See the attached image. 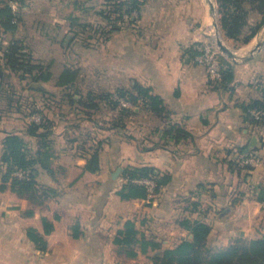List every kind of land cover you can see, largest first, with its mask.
<instances>
[{"label": "crops", "instance_id": "obj_1", "mask_svg": "<svg viewBox=\"0 0 264 264\" xmlns=\"http://www.w3.org/2000/svg\"><path fill=\"white\" fill-rule=\"evenodd\" d=\"M22 1L38 16L51 15L52 0ZM10 4L0 2V28L14 34L18 28L7 30L1 18V9ZM206 15L197 0H145L136 23L110 32L101 47L83 52L93 88L86 94L77 87L82 65L77 81L68 87L57 82L71 66L62 62L52 70L60 95L45 87L51 80L42 84L46 99L23 89L18 75L8 72L7 82L16 76L21 93L40 96L51 110L50 99L60 96L62 109L76 110V118L63 111L51 116L47 110L54 127L51 171L39 168L37 180L52 194L42 198L39 192L37 201H31L10 185L3 190L0 174V264H154L157 254L192 238L186 222L210 225L209 241L215 247L264 235V124L252 123L243 110L264 99V49L248 62L233 64L235 77L228 88L213 86L193 51L196 43L209 40L201 25ZM248 46L244 51H251ZM137 83L160 97L164 111L136 107L124 131L115 128V115L105 126L93 119L101 110L71 104V95L80 99L90 92L131 90ZM15 85L3 89L13 97L12 104L0 96V156L7 134L25 135L34 116L17 112L20 118H15ZM33 121L40 123L41 117ZM176 129L184 136L179 138ZM254 137L259 142L251 152L260 155V162L247 169L238 154H246ZM26 138L39 147L38 140ZM97 149L100 170L87 171V159ZM139 166H153L170 180L146 199L123 200L118 192L124 180L121 173L117 179L114 174ZM127 221L162 248L129 257L115 244ZM31 230L46 241L44 250L29 237Z\"/></svg>", "mask_w": 264, "mask_h": 264}, {"label": "trees", "instance_id": "obj_2", "mask_svg": "<svg viewBox=\"0 0 264 264\" xmlns=\"http://www.w3.org/2000/svg\"><path fill=\"white\" fill-rule=\"evenodd\" d=\"M145 0H112L108 1L107 11L100 12L99 15L108 22L111 32L120 29L122 23L128 22L132 25L138 21L141 8ZM220 25L229 39L239 40L242 43H249L264 26V0H217ZM249 5L262 11L263 17L260 22L255 24L249 32L245 31L248 25ZM15 14L10 5L1 9V18L7 30L15 31L18 26L14 22ZM77 18H73V26L78 23ZM222 65L223 78L218 83H212L213 86H223L228 88L235 77L234 65L224 57H220ZM18 75L23 89H27L46 99L48 92L42 86L43 83L52 80V72L49 67L33 62V58L28 53L26 47L20 40H13L8 45L0 43V96L7 98L12 104L13 97L4 95L5 83L10 79V73ZM79 69L66 67L58 79L57 86L68 87L77 81ZM9 84V83H7ZM10 86V84H9ZM7 90V89H5ZM115 95L132 103L135 108H146L154 113L161 114L164 111L162 100L153 94V91L140 84H135L133 89H118L115 92L107 93H88L85 97L76 99L70 96L71 104L81 106L94 111H99L103 107L112 110H119L115 120V128H124L125 119L136 114L135 108L128 109L121 105L115 99ZM22 98L17 94L15 89L16 113L25 115V118L39 115L41 122L30 121L25 135L18 132L8 133L3 141V150L0 156V174L2 178V189H11L20 196H26L31 201H37V195L41 197L53 193L51 189L42 187L37 180L39 168L51 171V136L53 134V124L49 114L45 110H51L50 107L43 104H32V113L23 111ZM18 103V104H16ZM36 105V106H35ZM18 106V107H17ZM26 109V108H25ZM79 109V108H78ZM264 110V99L255 100L243 108L244 113L252 123L264 124V121L255 120L251 110ZM52 111V110H51ZM81 112L82 109H80ZM177 136L180 138L184 131L176 129ZM184 136V135H183ZM28 138L38 140L39 147L35 148L34 144ZM102 146V142H100ZM100 148V147H99ZM244 154V151H241ZM256 151L248 155H252ZM237 163V162H236ZM247 169L251 167L246 166ZM86 170L97 172L100 170L99 149L94 151L90 158L87 159ZM23 172L25 177H20L17 173ZM121 178L124 180L118 194L123 200L146 199L148 198V188L137 182L142 179H153L156 182L155 192L158 193L162 186L166 185L170 177L163 175L153 166L127 167L123 170ZM185 226L191 231L192 238L183 240L173 248L165 249L154 258V264H264V235L257 239L247 240L239 238L234 240L226 247H214L210 244L209 236L212 228L207 223L186 222ZM29 237L36 243L39 249L46 248V241L35 231H29ZM115 244L120 248H125L126 253L131 258H136L140 253L147 254L150 251L162 248L160 242L148 238L140 232L133 221H127L125 227L118 231Z\"/></svg>", "mask_w": 264, "mask_h": 264}, {"label": "rangeland", "instance_id": "obj_3", "mask_svg": "<svg viewBox=\"0 0 264 264\" xmlns=\"http://www.w3.org/2000/svg\"><path fill=\"white\" fill-rule=\"evenodd\" d=\"M75 1L80 2V4H77V7H75L74 5ZM108 1H112V0H52L50 2L51 15L50 16L48 15L38 16L34 14L35 8L32 7L30 9V6H28L29 4H27L26 2L23 3L22 0L21 1L20 0L19 1L10 0L11 2L10 5L17 4L18 6L17 7L18 8L17 9V19L18 20L16 23V25L18 26V29L16 30V33L12 34V33H5L4 30L0 28V43H2L3 45H8L13 40L22 41L28 53H30V55L32 56L33 62L36 64H41L44 67H49L52 73H53L52 70H55V68L57 69L59 64L62 62H63V65L69 64L75 69H79V65L83 66V61L85 58L83 52H86L92 48H96L98 44H100V47H101L102 44H104L103 42L107 40L106 38L108 34L111 32L110 31L111 27L109 26L110 24L104 21V19L99 15L100 12L107 11ZM197 1L201 3L202 8L205 11V14L207 13L206 15L207 17H203V19L201 18L202 20L201 25H203L204 27L203 30L209 37V40H206L205 42L203 41V42L196 43L195 45H199L201 43H206V42L216 43L213 32L212 30L210 31L212 24L215 25L218 33L220 34V39L225 43V45L237 53L241 52L240 54H242V57L249 56L253 52V50L256 48L255 47L251 51H244L245 48L252 42V40L258 34H261V36H263L262 41H264V26L261 28L259 33L247 44L242 43L239 40L227 38L220 25L217 0H197ZM27 6L29 8L26 9L27 10L26 11L24 7H27ZM246 9L248 10L249 15H248V25L245 28V31L249 32L250 29L255 24L261 21L263 14L261 10H258L257 8L252 7L251 5H249ZM70 15H73V17H71ZM76 17H78L79 19L78 20L79 24H76L75 26H73V18H76ZM126 24L128 25V22L122 23L119 27L122 28ZM193 51L195 52V56L197 57L198 54L195 51L194 47H193ZM218 51H219V57H224L227 60H229L226 56L223 55V53L221 52L219 48H218ZM10 82L13 85L16 84L17 86L15 85L14 89H18L19 92L21 93V90H20L21 88L18 85L19 84L18 78L15 76L14 78L10 80ZM7 83L8 82L5 83V87L6 88L11 87L9 86V84L11 83L9 84ZM45 87L51 90L52 92H55L57 94L60 93L59 92L60 89L57 88L56 81L54 80H52L49 83H46ZM77 87H79L82 93L84 94H86L88 91L93 89L91 86V75H90L89 68H85L84 66L82 67V76L80 80L77 82ZM27 92L28 91L22 92L20 94L22 98L21 104H23V108L27 109V107H29L31 104L36 103L35 101L40 102L39 104L42 105L40 96H38L37 99H35V97L31 98L29 97V95L31 94ZM107 92H114V91H104V93H107ZM59 97L57 96L51 99L49 98L50 99L49 103H51V106H52V113L50 112V115L52 116L54 113L59 114L61 113V111H63V113H66V114L72 113V114H69L68 116L70 119L72 118L75 119L76 115L74 112L76 110H70L68 107H65V106L62 109L61 105L63 103H62L61 97L60 98ZM119 98L121 97H119L118 95H115L116 100H118ZM128 109H131V108H128ZM31 111L32 109H30V111L28 112L30 113ZM45 111L46 113H48L47 110ZM118 111L119 110L114 111L106 107V108L101 109L100 112H96L95 115L94 113L92 115H94L93 117L94 120L97 119L99 123L107 126L108 119L110 120L113 117V115H115L113 119H116L119 114ZM91 113L92 111L90 112L87 111L88 115ZM16 114H15V118L19 117L18 114L17 116ZM92 115H90L91 118H92ZM35 117H37V119L38 118L40 119L39 115H34L31 118V120L32 121L37 120L35 119ZM128 119L129 118L127 117L125 120H128ZM83 129L85 131V128ZM124 129L125 128L122 127L121 131H124ZM256 154L258 155L257 152ZM259 156L260 155H258V157ZM122 171H121V174H122ZM260 227L264 228V223L261 224ZM247 240H251V239H247ZM230 242H231L230 240L222 241V243L220 244L222 246L220 247H225L223 245L227 243L229 245Z\"/></svg>", "mask_w": 264, "mask_h": 264}, {"label": "built area", "instance_id": "obj_4", "mask_svg": "<svg viewBox=\"0 0 264 264\" xmlns=\"http://www.w3.org/2000/svg\"><path fill=\"white\" fill-rule=\"evenodd\" d=\"M11 7L13 9V12H15L14 14L16 16L14 22L17 23L18 6L17 4H12ZM216 44L217 43L206 42L194 46V49L198 54L196 60L199 64H202L206 67L209 81L211 83H218L223 78L221 60L219 57L218 46ZM118 100L121 102L122 106L131 109L134 108V105L126 101L125 99L119 98ZM251 114L255 120L259 122L264 121V110L253 109L251 110ZM238 162L244 166L255 167L259 164L260 161L256 153L252 155L240 153L238 154ZM17 175L23 178L25 177L23 172H19L17 173ZM137 182L145 185L148 188L150 195L155 193L156 182L153 179L147 178V179L137 180Z\"/></svg>", "mask_w": 264, "mask_h": 264}, {"label": "water", "instance_id": "obj_5", "mask_svg": "<svg viewBox=\"0 0 264 264\" xmlns=\"http://www.w3.org/2000/svg\"><path fill=\"white\" fill-rule=\"evenodd\" d=\"M216 43H217L218 48L223 53V55L226 56L235 65H238V64H241V63H245V62H248V61L252 60L257 53H259L260 51H262L264 49V41H261L260 43H258L256 48L253 50V52L249 56H247V57H239V56H237L236 52L231 50L229 47H227L225 45V43L221 39L216 41ZM258 142H259L258 138L254 137L252 139L251 146L248 149V151L246 152V154H249L251 152V150L258 145ZM121 171H122V169H119L114 174V178L115 179H117L119 177Z\"/></svg>", "mask_w": 264, "mask_h": 264}, {"label": "bare ground", "instance_id": "obj_6", "mask_svg": "<svg viewBox=\"0 0 264 264\" xmlns=\"http://www.w3.org/2000/svg\"><path fill=\"white\" fill-rule=\"evenodd\" d=\"M211 30H212V32H213V35H214L215 40L218 41V40L220 39V34L218 33V31H217L215 25H211V29H210V31H211ZM262 31H263V30H262ZM262 40H263V36H261V34H258V35L252 40V42H251L250 45L248 46V49H249V50L254 49V48L258 45V43H260ZM236 54H237V56L242 57V56H240L237 52H236Z\"/></svg>", "mask_w": 264, "mask_h": 264}]
</instances>
